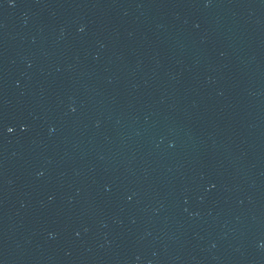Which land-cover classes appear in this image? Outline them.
<instances>
[{"label": "water", "instance_id": "obj_1", "mask_svg": "<svg viewBox=\"0 0 264 264\" xmlns=\"http://www.w3.org/2000/svg\"><path fill=\"white\" fill-rule=\"evenodd\" d=\"M0 264H264V0H0Z\"/></svg>", "mask_w": 264, "mask_h": 264}]
</instances>
